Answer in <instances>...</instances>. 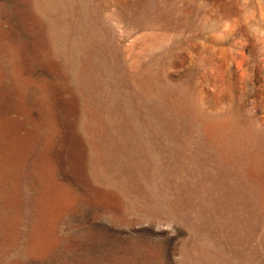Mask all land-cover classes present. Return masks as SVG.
<instances>
[{"label":"rangeland","instance_id":"1","mask_svg":"<svg viewBox=\"0 0 264 264\" xmlns=\"http://www.w3.org/2000/svg\"><path fill=\"white\" fill-rule=\"evenodd\" d=\"M0 264H264V0H0Z\"/></svg>","mask_w":264,"mask_h":264}]
</instances>
